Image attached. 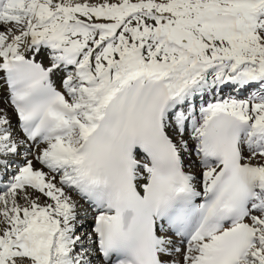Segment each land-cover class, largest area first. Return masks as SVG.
Segmentation results:
<instances>
[{
	"label": "snow or ice",
	"instance_id": "obj_1",
	"mask_svg": "<svg viewBox=\"0 0 264 264\" xmlns=\"http://www.w3.org/2000/svg\"><path fill=\"white\" fill-rule=\"evenodd\" d=\"M0 264H264V0H0Z\"/></svg>",
	"mask_w": 264,
	"mask_h": 264
}]
</instances>
